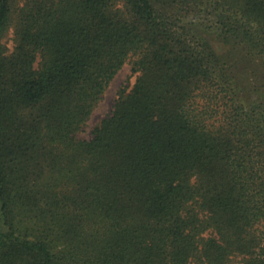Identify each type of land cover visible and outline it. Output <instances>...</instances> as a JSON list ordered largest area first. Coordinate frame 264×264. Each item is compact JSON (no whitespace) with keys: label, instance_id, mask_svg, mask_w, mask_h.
<instances>
[{"label":"trees","instance_id":"16d2710c","mask_svg":"<svg viewBox=\"0 0 264 264\" xmlns=\"http://www.w3.org/2000/svg\"><path fill=\"white\" fill-rule=\"evenodd\" d=\"M0 264H264V0H0Z\"/></svg>","mask_w":264,"mask_h":264},{"label":"rangeland","instance_id":"374dc122","mask_svg":"<svg viewBox=\"0 0 264 264\" xmlns=\"http://www.w3.org/2000/svg\"><path fill=\"white\" fill-rule=\"evenodd\" d=\"M212 37L214 36L212 35ZM2 42L4 45H6L8 52L11 51L14 45L13 24L9 25V27L6 29L2 38ZM216 44L219 46L217 41ZM135 80L136 73H133L131 69V63L127 61L110 81L108 87L103 93L102 99L93 109L89 120L87 121L83 130L78 133V136L86 139L90 138L92 136L93 129L99 125L105 116L111 113L120 90L125 89L128 92L132 88Z\"/></svg>","mask_w":264,"mask_h":264}]
</instances>
